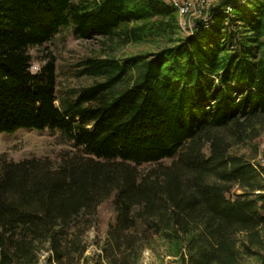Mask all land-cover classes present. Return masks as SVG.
Segmentation results:
<instances>
[{
  "label": "trees",
  "instance_id": "16d2710c",
  "mask_svg": "<svg viewBox=\"0 0 264 264\" xmlns=\"http://www.w3.org/2000/svg\"><path fill=\"white\" fill-rule=\"evenodd\" d=\"M209 12L185 35L166 0H0V133L57 130L74 149L57 165L0 156V264H79L109 198L107 264L158 241L182 264H264V166L232 152L264 125V0ZM66 27L159 48L87 59L102 80L58 99L54 60L34 73L29 48Z\"/></svg>",
  "mask_w": 264,
  "mask_h": 264
},
{
  "label": "rangeland",
  "instance_id": "374dc122",
  "mask_svg": "<svg viewBox=\"0 0 264 264\" xmlns=\"http://www.w3.org/2000/svg\"><path fill=\"white\" fill-rule=\"evenodd\" d=\"M221 0H207L206 8L193 15H187L178 23L183 34H191L197 20L210 17V8ZM246 1V0H231ZM227 9V8H226ZM227 12V11H226ZM178 15V14H177ZM106 39L94 37L81 39L74 36L69 27L61 29L49 41L40 46L29 48L31 55V71L38 72L41 66L49 59L54 60L56 73V96L60 99L66 95H73L80 89L99 83L102 79L82 74L85 61L89 58H104L112 55L116 58L135 55L143 52H154L158 44L147 41L140 44L117 45L111 49ZM58 104V101L57 103ZM71 143L64 142L57 130L18 129L13 133H0V156L6 160L19 161L31 157L48 158L53 165L73 151ZM233 153L245 155L251 162L264 166V125L256 138L238 144L232 149ZM171 159L163 160L169 164ZM150 165L139 167L145 172ZM116 212L112 198L103 201L97 208L94 223L84 232L83 244L87 246L84 257L79 264H107L101 247L104 244L108 226L114 222ZM239 242L244 239L243 233L238 235ZM46 253L41 255L40 264H47ZM50 264H55L51 262ZM138 264H182L178 256L167 255L164 246L159 241L153 246H148L139 256ZM240 264H262L255 257L243 256Z\"/></svg>",
  "mask_w": 264,
  "mask_h": 264
},
{
  "label": "built area",
  "instance_id": "2783aa9c",
  "mask_svg": "<svg viewBox=\"0 0 264 264\" xmlns=\"http://www.w3.org/2000/svg\"><path fill=\"white\" fill-rule=\"evenodd\" d=\"M166 2L176 10L181 25L186 24L183 20L187 15H193L196 12H200L207 6V0H166ZM226 11H230V7H227ZM203 20L205 26H208L210 17H206Z\"/></svg>",
  "mask_w": 264,
  "mask_h": 264
}]
</instances>
